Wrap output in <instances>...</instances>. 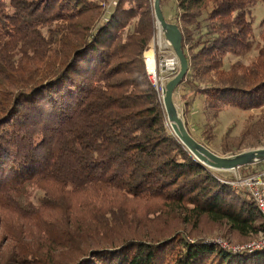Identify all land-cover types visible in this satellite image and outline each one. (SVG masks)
<instances>
[{"label": "trees", "instance_id": "trees-1", "mask_svg": "<svg viewBox=\"0 0 264 264\" xmlns=\"http://www.w3.org/2000/svg\"><path fill=\"white\" fill-rule=\"evenodd\" d=\"M174 1L186 113L198 96L214 118L224 106L263 108L254 9L264 0ZM153 3L0 0V222L36 231L16 237L8 263L264 264V248L232 251L187 233L210 220L247 239L264 234V218L168 129L144 61ZM254 50L249 66L230 63Z\"/></svg>", "mask_w": 264, "mask_h": 264}, {"label": "rangeland", "instance_id": "rangeland-1", "mask_svg": "<svg viewBox=\"0 0 264 264\" xmlns=\"http://www.w3.org/2000/svg\"><path fill=\"white\" fill-rule=\"evenodd\" d=\"M154 4V3H153ZM162 5V4H161ZM163 14L168 22L176 24L177 6L174 0H166L162 5ZM154 11L156 35L152 49H156L157 59L161 57L171 58L175 55L170 42L166 39L165 33L158 24ZM254 17L256 19V39L261 41V34L264 33V4L259 3L254 9ZM151 50V49H150ZM148 50V51H150ZM147 51V52H148ZM258 50L252 51L246 57H234L230 63L240 61L244 67L249 66L257 57ZM229 63V62H228ZM227 63V69L229 64ZM177 75H169L170 81ZM188 94L190 90L186 91ZM174 103L180 118L187 125V129L194 135V138L213 153L224 157L234 158L243 153L264 149V133L263 130H257L264 115V107L253 110H242L237 107L224 106L219 112V117L214 118L208 116L205 112V102L198 96L191 102L186 113V106L183 100L184 90L180 87L174 92ZM188 97V95H187ZM209 124V125H208ZM168 129L174 133L172 125L168 120ZM260 133V134H257ZM264 169V162L250 165L247 169H237L233 171L214 170L222 179H232L237 176H246L254 170ZM0 217L2 215L0 214ZM4 223V222H3ZM0 222V264H10L5 260L8 254L14 250L16 237H23L27 240L32 236H36L35 227L26 220L15 221L16 234L10 231L5 223ZM7 225L9 222L7 221ZM190 235L203 238L207 241L222 242L223 247L232 251H251L264 248V234L251 235L247 239L239 238V236L230 230L226 223H215L210 220H204L198 230L192 232L191 228H187ZM13 234H15L13 236ZM96 244V243H95ZM220 245V244H219ZM221 246V245H220ZM12 264H21L19 260Z\"/></svg>", "mask_w": 264, "mask_h": 264}, {"label": "water", "instance_id": "water-1", "mask_svg": "<svg viewBox=\"0 0 264 264\" xmlns=\"http://www.w3.org/2000/svg\"><path fill=\"white\" fill-rule=\"evenodd\" d=\"M155 17L163 29L166 39L170 42L174 53L180 62V71L177 76L166 85L163 104L169 122L176 136L183 145L205 166L219 171H230L244 168L253 164L264 162V149L243 153L234 158H224L210 151L203 144L199 143L188 132L186 124L180 118L174 103V92L182 84L189 72V63L183 50V33L177 24L168 22L163 14L161 0H154Z\"/></svg>", "mask_w": 264, "mask_h": 264}, {"label": "built area", "instance_id": "built-area-1", "mask_svg": "<svg viewBox=\"0 0 264 264\" xmlns=\"http://www.w3.org/2000/svg\"><path fill=\"white\" fill-rule=\"evenodd\" d=\"M116 3L117 0H111V6H115ZM156 54V49H151L145 53L144 61L149 79L158 92L160 100L163 102L166 85L170 81L169 75H177L179 73L180 62L176 54L171 58L161 57L160 59H157ZM226 182L234 187L246 190L254 200L258 210L264 218V169L246 176H237L231 182ZM216 243L223 247L222 242L216 241Z\"/></svg>", "mask_w": 264, "mask_h": 264}]
</instances>
